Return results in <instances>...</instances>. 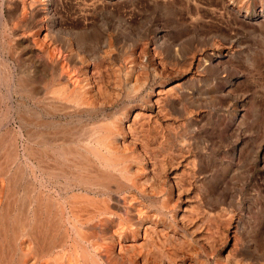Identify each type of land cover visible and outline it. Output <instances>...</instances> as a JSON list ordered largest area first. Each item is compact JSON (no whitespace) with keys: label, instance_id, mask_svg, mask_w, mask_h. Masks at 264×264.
Returning <instances> with one entry per match:
<instances>
[{"label":"bare ground","instance_id":"obj_1","mask_svg":"<svg viewBox=\"0 0 264 264\" xmlns=\"http://www.w3.org/2000/svg\"><path fill=\"white\" fill-rule=\"evenodd\" d=\"M132 1L133 21L154 27L117 55L126 0H0V264H264L240 242L264 209L233 182L264 171L260 123L230 124L244 145L232 162L211 119L229 102L233 87L214 82L233 50L183 54L186 33L169 26L205 34L252 9L264 22V0Z\"/></svg>","mask_w":264,"mask_h":264},{"label":"rangeland","instance_id":"obj_2","mask_svg":"<svg viewBox=\"0 0 264 264\" xmlns=\"http://www.w3.org/2000/svg\"><path fill=\"white\" fill-rule=\"evenodd\" d=\"M121 1H123V0H121ZM126 1L128 2V3H126V5H129L131 8L129 6L124 7V9L121 11V14H120V12L118 14L116 13L117 17L114 18L113 20H111V22L112 21L113 22H115V21L116 22H126L128 20L127 24H129L127 29H125L124 27L123 28L120 27L122 29L117 27L118 36L121 38V42L116 43L114 45L115 48L113 47L114 48L113 53L117 54L119 52L118 53L119 55H123L124 54L123 52H125V50L127 48L131 47L133 45V43L137 41L138 38L139 39L143 38L145 36L146 30L150 26H152V28L154 27L152 24L153 22H140V23L137 22L136 23L135 20L133 21L132 15L134 13V11H133L134 7L130 5L133 1L132 0H126ZM129 10H131V11H129ZM253 10L254 9H252L249 13V16L247 19L248 22H244V23L243 22H237V23L236 22H227V23L226 22H210L213 27L211 26V28H212V29L210 28L211 31L208 30V31H210L209 34L207 33L208 32L207 27H205L206 28L205 34L204 33L200 34L196 31L190 33L188 31V29H185V26L183 23L181 24L180 22H169L170 29L172 28L171 34H170L172 37L177 35L180 32L186 33L184 35V39H185L184 42H186V43L182 44V45H184L183 46L184 48H182L183 50H181L183 54L186 53L187 51L189 52L190 49L193 48V45L196 42L201 47L202 46L206 47V46H208L207 44L211 43V41H213V40L215 42H218L219 44L228 43L229 46L231 47V49L233 50V53H232L233 54V58H232L233 63L229 66H226V69L224 71H222L217 76V78L214 82L215 88L217 87L216 89H220V88L222 89L223 87H226V86L233 87L227 95L229 102L225 106V108H223V109L220 108V109L214 110L213 115L211 116V119H213L216 122V125L214 126L215 130H216L215 135H217L216 138L220 141L219 144H217L216 149L217 150L219 149L218 150L219 152L227 153V155L229 156V160L232 162H236V160H235L236 156L240 150L242 151L244 149L243 148L244 145H242L243 143H239V141H237V139H238L237 137H241L242 132L237 131L239 133L238 135L237 134L235 135L233 133L231 134V132H232L231 128H235V127H231V125L238 124V122L240 120L243 123H245V124L249 123L248 125H252V126H254L256 123L259 122L260 123L259 126H261V127H259V129L257 130L258 132H256V134H254V136H258V135L260 136V134L261 135L264 134V94H263L264 93V85H263L264 84V81H263L264 80V62H263L264 60H262L264 58H261V57H263V56H261V54H259L257 56V52L261 50V47H263L264 22H254V20H256V15L254 14ZM119 14L122 16L121 18H120ZM106 18H107L106 16H103L104 21L102 23L106 22V25H107L110 22V20H107ZM129 18H131V19H129ZM107 21H108V23H107ZM251 21H253V22H251ZM10 23L7 22L6 23L7 25L4 26V28L6 29V30L4 29V33H5V35L8 33L9 36H11L13 39L14 38L16 39V42H19L20 40L17 37V33H18L17 29L15 30V32L13 29H11V28H14V27H12L13 26L12 23L15 24L16 22L15 23L10 22ZM249 24L251 25V27ZM137 25H139V26H137ZM180 25H182V26H180ZM143 26H145V27H143ZM8 27H11V28H8ZM214 27H215V29H214ZM224 28H225V30H224ZM213 29L215 30V32ZM217 29H218V31H217ZM212 30H213V32H212ZM0 31H1L0 32V46H1L2 43H4V40H3V37L1 36V35H3L2 29H0ZM98 31L96 32L97 34H98ZM237 31H239V32H237ZM234 32H235V34H234ZM188 33H190V35ZM213 33H214V35H213ZM221 34H223V35H221ZM61 35L62 34L58 35L60 38H58V37L57 38L61 39L63 36V35L62 36ZM115 35H117V34H115ZM235 36H236V38H235ZM186 38H187V40H186ZM122 41H124V44ZM129 41L131 43L132 42L133 43L131 44ZM222 41H224V42L222 43ZM118 44L120 46H117ZM121 46H122V50L120 48ZM116 47L117 48L119 47L120 51H118L119 49H117ZM4 53L6 56L7 63H8V55L6 52H4ZM259 59H261V60L259 61ZM253 60H255V61H253ZM217 63H218V59L216 58V59H214V64H217ZM15 66L16 65L14 62L12 64H10V67L12 69L13 68L15 69ZM233 84H236V85H233ZM188 85H190V84L185 85V88H184L185 90H187L189 88ZM249 87H251V89ZM219 116H221V117H219ZM259 117H261V118H259ZM218 118H219V120H218ZM229 132H230V135H229ZM231 136H233V137H231ZM235 136H237V137H235ZM219 145L221 147H219ZM247 163H249V161ZM247 168H248V166H246V168H244V169L242 168V170H238L237 171L238 173L236 172V175L238 174L239 178H238V180L235 178V181L233 180V182L236 184L239 191L242 192L241 198L243 199L244 205L246 204L247 207L249 205L250 206L249 208L250 209L253 208L252 210H254V211L256 210V208L262 207L264 209V171L257 168L255 170V172H249V170H246ZM253 179H255V180L258 179V182L261 184L259 189H257L254 186V184L252 186V183H254ZM241 187H243V188H241ZM244 195H245V197H244ZM250 213H252V211ZM250 216L252 217V214ZM260 221H261L260 219L259 220L256 219V221L254 219V222L251 223V226L254 227L253 228L254 232H252L254 234L250 233L249 235H247V233H244L241 236V238L243 240L241 239L240 242H241V244H243V248H244L243 250H244L245 254L246 253L249 254V255L246 254V255H248L249 258H257L258 256H262V255L264 257V252H263L264 251V239H263L264 238L263 237V235H264V229H263L264 223L262 221L261 222ZM258 222H260V224ZM257 229H261V230H258L259 232H257ZM260 236H261V238H260ZM254 237L257 238V240H259L258 241V242H260L259 245L251 242V240H253ZM261 243H262V245H261ZM244 245H245V247H244ZM250 245H251V247L252 246L253 247L251 248ZM260 249L263 251H261ZM219 253H220V251L218 252V254ZM259 253H262V255Z\"/></svg>","mask_w":264,"mask_h":264},{"label":"clouds","instance_id":"obj_3","mask_svg":"<svg viewBox=\"0 0 264 264\" xmlns=\"http://www.w3.org/2000/svg\"><path fill=\"white\" fill-rule=\"evenodd\" d=\"M7 60L3 48H0V69H3Z\"/></svg>","mask_w":264,"mask_h":264}]
</instances>
